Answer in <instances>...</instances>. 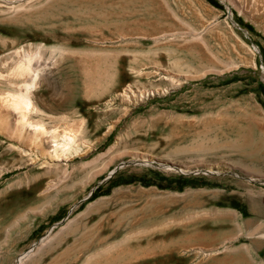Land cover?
Instances as JSON below:
<instances>
[{
	"label": "rangeland",
	"instance_id": "obj_1",
	"mask_svg": "<svg viewBox=\"0 0 264 264\" xmlns=\"http://www.w3.org/2000/svg\"><path fill=\"white\" fill-rule=\"evenodd\" d=\"M226 2L0 0V63L32 69L0 93L46 131L0 103V264H264V15Z\"/></svg>",
	"mask_w": 264,
	"mask_h": 264
},
{
	"label": "bare ground",
	"instance_id": "obj_2",
	"mask_svg": "<svg viewBox=\"0 0 264 264\" xmlns=\"http://www.w3.org/2000/svg\"><path fill=\"white\" fill-rule=\"evenodd\" d=\"M220 1L221 2L227 1L229 4L231 3L233 6L238 8L241 12L248 13V15L251 16V18H256L257 16L260 17L261 15H264V0H220ZM224 5L228 11L227 15H228V18L230 20L229 15H232L231 10H230L228 4L227 5L224 4ZM232 21L234 22L233 18H232ZM252 49L255 53L259 54V50L256 46L253 45ZM26 58H27V60L25 59V61H18L17 63H15L14 65H11V66H7V63L5 60L2 61L0 63V65L4 69H0V78H3L8 83H12L11 77L29 74V72H31V70H32L31 66H30V57L27 56ZM261 77H262V81L264 82V74H262ZM152 94L153 93H150V95H152ZM0 103L6 104V106H8L13 111L20 113L22 127H21L19 134L21 135V137L28 136L29 133L26 132V130H25L26 128H32L34 133L39 132L40 134L41 133L43 134L44 132H46L44 129V126L41 123L31 122L29 117H28V115L31 112L37 111L33 101L30 98L28 87H26L23 92L20 91V92H17L16 94L9 93V92L0 93ZM10 118H11V112L10 111H8L6 109L4 110V112L0 111V125L3 127L4 131H6L7 133L10 132V130L8 128V121L10 120ZM71 128H72L71 132L70 133L67 132V134H65L64 137L62 138L63 142H59L58 144L56 143L55 145H53L54 149L52 152H50V153H53V154H51L52 156H49L50 153H47L49 158L56 156L58 150L65 152L67 150V148L72 147L74 144L77 143V139H76L75 135L72 133V131H74L75 127L72 126ZM40 148H41L40 150L44 151V149H42L41 146H40ZM142 160L143 161H141V160L140 161L145 163L144 165H147V164L154 165L155 164V165H162L166 168L174 169V170L179 171V172H186L187 171L184 167L175 166L172 164H162L160 162H153V160H149V158H145V157ZM134 161H136V160H134ZM206 172L213 173L211 170H206ZM27 257H28V254L21 255L17 259L15 264H22L23 261H25V259Z\"/></svg>",
	"mask_w": 264,
	"mask_h": 264
},
{
	"label": "crops",
	"instance_id": "obj_3",
	"mask_svg": "<svg viewBox=\"0 0 264 264\" xmlns=\"http://www.w3.org/2000/svg\"><path fill=\"white\" fill-rule=\"evenodd\" d=\"M248 154V173L264 181V140L254 142Z\"/></svg>",
	"mask_w": 264,
	"mask_h": 264
},
{
	"label": "water",
	"instance_id": "obj_4",
	"mask_svg": "<svg viewBox=\"0 0 264 264\" xmlns=\"http://www.w3.org/2000/svg\"><path fill=\"white\" fill-rule=\"evenodd\" d=\"M226 12H227V14H228V11H227V9H226ZM229 17H230V20H231V22H232V24L236 27V28H238L239 30H241V28L236 24V23H234L233 21H232V15H229ZM242 32H243V34L247 37V33L245 32V31H243L242 30ZM127 164H131V163H122V164H120L119 166H117L111 173H110V175L111 174H113L117 169H119L121 166H124V165H127Z\"/></svg>",
	"mask_w": 264,
	"mask_h": 264
}]
</instances>
